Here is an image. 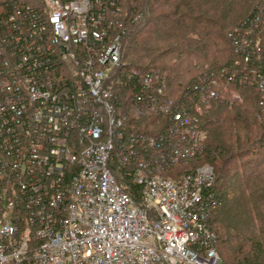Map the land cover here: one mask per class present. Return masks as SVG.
<instances>
[{"label": "built area", "instance_id": "obj_1", "mask_svg": "<svg viewBox=\"0 0 264 264\" xmlns=\"http://www.w3.org/2000/svg\"><path fill=\"white\" fill-rule=\"evenodd\" d=\"M118 13V0H0V264H220L212 169L162 172L202 154L198 116L231 84L264 106V30H231L239 69L199 78L185 108L161 70L122 59ZM144 114L163 132L136 133Z\"/></svg>", "mask_w": 264, "mask_h": 264}, {"label": "trees", "instance_id": "obj_2", "mask_svg": "<svg viewBox=\"0 0 264 264\" xmlns=\"http://www.w3.org/2000/svg\"><path fill=\"white\" fill-rule=\"evenodd\" d=\"M118 6L111 30L122 59L161 70L172 103L185 108L184 94L199 78L230 76L239 69L227 37L231 30H264V0H118ZM162 118L144 114L130 123L136 133L157 134L166 127ZM197 123L205 132V147L190 163L209 166L215 176L208 189V224L220 264H264V168L243 174L235 165L243 158L264 163V109L254 88L231 84ZM174 170L162 174L172 177ZM117 180L130 185L126 177Z\"/></svg>", "mask_w": 264, "mask_h": 264}, {"label": "rangeland", "instance_id": "obj_3", "mask_svg": "<svg viewBox=\"0 0 264 264\" xmlns=\"http://www.w3.org/2000/svg\"><path fill=\"white\" fill-rule=\"evenodd\" d=\"M237 27H240V26H237ZM227 37H228V35H227ZM228 39H230L229 37H228ZM231 42V41H230ZM181 77H183V78H186V77H184V76H181ZM182 79V78H181ZM178 82V81H177ZM176 82V83H177ZM259 107L260 108H262V109H264V106H260L259 105ZM242 159V158H241ZM191 161H194V157L193 158H190V159H188V160H186V162H184V163H182L181 165H179V166H177V167H175L176 169L177 168H179L178 170H174V176H172V177H176V179H178L181 175H183L185 172H189V170H191V168H193L192 167V164L190 163ZM244 162V163H243ZM193 163V162H192ZM235 165L236 166H238V171H240L241 173L243 172V174L244 173H247L248 171H249V169L252 167H254L255 169H257V170H260V169H262V168H264V163H262V162H257V163H251V164H249V163H246L245 161H244V158L242 159V161H237L236 163H235ZM197 168V166L196 167H194L193 169H196ZM192 169V170H193ZM200 169V168H199ZM180 172V173H177V172Z\"/></svg>", "mask_w": 264, "mask_h": 264}]
</instances>
